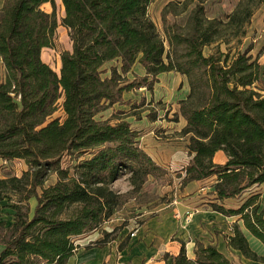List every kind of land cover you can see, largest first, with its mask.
<instances>
[{
  "label": "trees",
  "instance_id": "obj_1",
  "mask_svg": "<svg viewBox=\"0 0 264 264\" xmlns=\"http://www.w3.org/2000/svg\"><path fill=\"white\" fill-rule=\"evenodd\" d=\"M60 1V22L55 0H3L0 8V160L26 167L20 177L0 179V203L6 201L13 212L10 225L0 222V264H67L80 248L76 242L99 231L119 209L120 196L111 185L123 172L133 192L164 175L128 122L96 118L122 105L125 93L151 89L166 73L188 85L177 103L185 121L181 132L189 137L182 186L213 179L212 211L238 218L264 247L262 194H251L236 209L224 207L264 186V62L252 59L251 47L239 49L264 0H240L224 20L206 17L207 0L169 2L161 10L162 36L147 12L155 0ZM45 4L50 13L42 10ZM185 13L183 26L168 19ZM59 26L68 31L71 50L60 54L58 75L41 52L54 48ZM221 44L226 53L218 51ZM214 45L216 54L206 56L204 49ZM113 62L119 68L107 70ZM135 65L145 76L130 82L127 74ZM219 155L223 161L214 162ZM65 158L73 165L64 167ZM52 176L56 181L45 186ZM231 231L227 246L264 264L237 224ZM112 239L104 233L93 246ZM193 254L189 259L181 244L164 261L231 264L214 245L196 241Z\"/></svg>",
  "mask_w": 264,
  "mask_h": 264
},
{
  "label": "rangeland",
  "instance_id": "obj_2",
  "mask_svg": "<svg viewBox=\"0 0 264 264\" xmlns=\"http://www.w3.org/2000/svg\"><path fill=\"white\" fill-rule=\"evenodd\" d=\"M177 0H155L148 6V17L154 23L158 33L162 36L161 10L169 2ZM182 1V0H181ZM240 0H207L203 6L206 17L209 19L224 20L230 14ZM56 18L58 22L64 16L60 0H55ZM42 10L50 13L51 8L42 6ZM188 13L177 17L169 16L170 22H175L180 26L185 24ZM53 49H43L41 59L57 74L60 71V54L71 50V43L68 31L59 26L55 38ZM231 48L230 56L234 54L235 42L228 45ZM251 47L250 56L262 64L264 62V3L254 13L250 25L247 28V35L242 39L240 51ZM226 46L221 44L218 51L226 53ZM216 45L204 49L206 56L216 54ZM119 64L111 63L110 67ZM145 76L140 65H135L131 73L127 74V79L132 82ZM188 93L186 80L176 73H166L159 75L156 82L149 89L144 86L134 89L123 96L122 105H114L111 109L97 116V120L110 119L114 124L120 119H124L130 124L132 130L138 134L139 146L156 160L163 170L164 175L159 179L149 178L140 191L133 192L128 183V174L123 172L119 178L111 185V189L119 194L121 205L117 212L111 217L118 219L120 227L112 230L114 238L119 231L125 227L130 236L139 228H143L147 222L156 227V231H164L167 238H173L179 230L185 232V236L195 242L204 245H215L231 262V264H260L245 259L240 254L234 253L225 244V238L233 226L232 221L226 220L212 211L208 202L214 201L212 195L213 179L202 181L196 185H191L188 189L182 186L183 168L186 166L190 156L188 154V136L182 134V118L178 115V101L184 99ZM56 117L61 116L57 113ZM149 116V118H147ZM151 118L155 119L151 122ZM185 126V125H184ZM221 155L214 158V162L221 163ZM73 163L68 158L63 160V166H72ZM26 167L22 162H4L0 160V179L15 175L20 177ZM56 181L55 176L49 178L45 186L52 185ZM261 193L264 199V186L252 188L244 193L240 199L227 201L224 207L227 209L236 208L243 200L251 194ZM7 202L0 203V222L6 226L12 222L13 212L7 207ZM35 206V201H30L31 211ZM190 214L189 223H185L183 218ZM110 219V220H111ZM109 220V221H110ZM108 222V221H107ZM106 222V223H107ZM105 225V224H104ZM131 238V236H130ZM253 252L264 258V247L259 243L252 245Z\"/></svg>",
  "mask_w": 264,
  "mask_h": 264
},
{
  "label": "crops",
  "instance_id": "obj_3",
  "mask_svg": "<svg viewBox=\"0 0 264 264\" xmlns=\"http://www.w3.org/2000/svg\"><path fill=\"white\" fill-rule=\"evenodd\" d=\"M2 2L3 0H0V8L2 6ZM47 5L48 4H45L44 6ZM3 80H4V69L2 62L0 60V83H2ZM181 120L183 121L182 122V128H183L185 125V121L183 119ZM144 150L156 162V160L147 152V150L146 149ZM198 183H202V181L192 182L188 184L187 189L191 185H196ZM213 183L214 181H212L210 185L212 186ZM213 203H216V201L208 202V204H213ZM225 203H227V201H225L224 204ZM214 213L219 216H222L216 212ZM224 218L226 220L232 221L231 223H233V225L234 224L238 225L240 231L245 236L251 251L253 250L252 248L253 244L255 245L256 243H259L261 245L259 241L253 238L243 228L241 222L238 221V218L236 217H229V218L224 217ZM146 225L147 226L143 228H139L135 232H131L130 236L133 234L131 238L130 236H128L129 232L126 231L125 227H123L119 231V233H117V235H115V237L111 241H109L106 245L101 247H94L93 244L95 242H98L103 239L104 233H111L113 229L121 226V224L118 223V219H115L113 217L110 221L105 223V225H103V227L99 231L91 233L76 242V244L79 245L80 248L69 259L67 264H169L170 259L164 261V257L167 254L170 257H175L180 250L181 244H184L186 256L189 259L194 258L193 251H194L195 241L194 240L190 241L185 236L184 231L179 230L173 238H167L166 236L167 234H165L164 231L162 232L160 230L156 231L155 230L156 227L154 225L151 226V223L149 222H147ZM230 230H232V227ZM229 236H231L230 233L227 234V237ZM226 238H225V244L227 245ZM121 245H123L122 248ZM87 246L89 247L87 248ZM0 251H1V247H0ZM232 251L236 254H240L237 251L234 250Z\"/></svg>",
  "mask_w": 264,
  "mask_h": 264
},
{
  "label": "built area",
  "instance_id": "obj_4",
  "mask_svg": "<svg viewBox=\"0 0 264 264\" xmlns=\"http://www.w3.org/2000/svg\"><path fill=\"white\" fill-rule=\"evenodd\" d=\"M190 218H191V215H190V214H187V215L183 218V221H184L185 223H189ZM131 236H133V234H132Z\"/></svg>",
  "mask_w": 264,
  "mask_h": 264
},
{
  "label": "water",
  "instance_id": "obj_5",
  "mask_svg": "<svg viewBox=\"0 0 264 264\" xmlns=\"http://www.w3.org/2000/svg\"><path fill=\"white\" fill-rule=\"evenodd\" d=\"M63 17H64V16H63ZM59 74H60V71H59ZM59 74H58V75H59Z\"/></svg>",
  "mask_w": 264,
  "mask_h": 264
}]
</instances>
